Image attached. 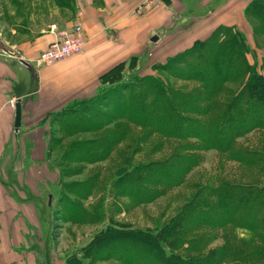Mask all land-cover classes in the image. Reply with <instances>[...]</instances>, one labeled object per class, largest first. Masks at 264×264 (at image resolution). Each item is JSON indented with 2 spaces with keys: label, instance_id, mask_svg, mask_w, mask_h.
I'll list each match as a JSON object with an SVG mask.
<instances>
[{
  "label": "trees",
  "instance_id": "1",
  "mask_svg": "<svg viewBox=\"0 0 264 264\" xmlns=\"http://www.w3.org/2000/svg\"><path fill=\"white\" fill-rule=\"evenodd\" d=\"M54 1L61 8L70 2ZM244 15L254 21L250 26L257 48V39H264V0H248ZM251 50L235 25H217L160 66L172 78L196 84L174 88L167 80H145L134 106H119L124 122L100 138L77 142L78 151L74 146L63 154L102 162L121 142L127 130L123 123L147 127L175 144L162 158L118 168L112 184L116 197L138 207L183 185L188 190L182 204L160 224L150 228L109 222L79 251L68 254L66 264H264V54L260 63H251ZM107 89L65 106L53 121L61 122L63 111L67 128L81 129L92 114L77 108ZM209 150L220 154L216 170L189 183ZM228 163L234 166L226 168ZM89 181L74 196L88 200L95 186ZM70 203V221L93 223L94 205L87 210L76 200Z\"/></svg>",
  "mask_w": 264,
  "mask_h": 264
},
{
  "label": "crops",
  "instance_id": "2",
  "mask_svg": "<svg viewBox=\"0 0 264 264\" xmlns=\"http://www.w3.org/2000/svg\"><path fill=\"white\" fill-rule=\"evenodd\" d=\"M247 2L165 0L134 13L136 0H81L77 14L83 49L40 66L38 55L56 38L51 25L70 27L74 18L39 22L29 16L13 21L0 38V177L11 176L14 187L9 190V181L0 178V264H38L37 239L47 236L43 198L47 194L50 205L61 177L49 147L54 113L120 80L143 57L160 61L206 37L219 24L248 30ZM2 45L16 55L3 52ZM18 101L21 124L16 130Z\"/></svg>",
  "mask_w": 264,
  "mask_h": 264
},
{
  "label": "rangeland",
  "instance_id": "3",
  "mask_svg": "<svg viewBox=\"0 0 264 264\" xmlns=\"http://www.w3.org/2000/svg\"><path fill=\"white\" fill-rule=\"evenodd\" d=\"M80 1L70 0L68 7L61 8L56 5L54 0H0V38L4 39L6 30L10 28L14 20H23L29 16H35L36 21L39 22H48L53 19L66 21L75 18L80 9ZM54 9L58 10L56 15L53 13ZM253 22L248 19V30L241 31L245 33L252 49L248 53V60L251 63L253 61L260 63L264 54V39H257L258 47L256 48L250 26ZM166 58L154 61L151 58L143 57L139 66L128 68L119 81L106 87L108 89L103 94L87 99L84 106L79 105L77 108L79 112L86 110L92 114L87 116L89 121L81 129H68L63 122L66 115L63 116V111L60 112L61 122H54L49 147L54 152V161L60 168L61 177L55 192L56 195L53 194L51 197L50 205H48V195L46 194L43 198L47 236H44L46 240H41L39 237L37 239L39 242L36 254L38 264H66L68 254L79 251L80 247L89 241L93 233L109 222L115 221L133 227L153 228L154 225L162 222L163 216H170L182 204L183 198L188 193L186 185L169 191L153 203L138 207H131L128 198H118L115 195L112 184L118 168L121 169L125 163L134 164L147 159L162 158L171 152L175 144V140L165 139L147 127L141 128L132 123H123L127 130L124 135L120 136L121 142L112 147L109 157L102 162H96L98 159L95 157H88L85 162L77 161L75 153L63 156L67 150H72L74 146V150H77V142L100 138L114 130L118 122H124L123 119H120L117 110H119V106H134L132 102L138 95L139 87L147 82L145 80L151 81L155 78L167 80L174 88L183 84H196L172 78L166 71L160 69ZM180 91L182 90L180 89ZM148 101L150 102V98ZM219 159L218 152L214 150L205 152L201 164L191 173L188 182H195L200 176L214 172ZM229 166L234 165L228 163L226 168ZM0 178L3 182L6 181L5 179L9 181V190L12 191L14 188L12 177L7 175ZM85 180H90V183L95 184L89 202L74 196L76 192L84 190L81 184ZM72 200L82 203L87 210L91 209V204L94 205L93 223L78 226L81 224L69 220L68 212ZM100 264H116V262L108 260Z\"/></svg>",
  "mask_w": 264,
  "mask_h": 264
},
{
  "label": "built area",
  "instance_id": "4",
  "mask_svg": "<svg viewBox=\"0 0 264 264\" xmlns=\"http://www.w3.org/2000/svg\"><path fill=\"white\" fill-rule=\"evenodd\" d=\"M165 0H136L133 8L134 13H140L145 9L160 5ZM56 38L40 52L36 60V65H51L69 56L79 53L84 46L83 26L80 14L73 19L70 27L58 29L55 24L51 25Z\"/></svg>",
  "mask_w": 264,
  "mask_h": 264
},
{
  "label": "water",
  "instance_id": "5",
  "mask_svg": "<svg viewBox=\"0 0 264 264\" xmlns=\"http://www.w3.org/2000/svg\"><path fill=\"white\" fill-rule=\"evenodd\" d=\"M151 40L152 41H156L157 40V36L153 35L151 37ZM2 51L7 53V54H9V55H12V56L16 55V53L14 51H12L10 48H8L6 45H2ZM21 61L24 62L23 60H21ZM20 124H21V104L18 101V102L15 103V116H14V127H15L16 130L18 129Z\"/></svg>",
  "mask_w": 264,
  "mask_h": 264
}]
</instances>
